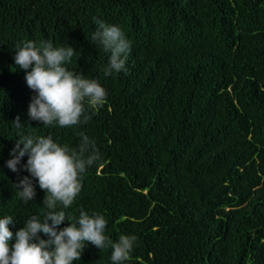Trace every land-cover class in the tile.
Returning <instances> with one entry per match:
<instances>
[{
	"label": "trees",
	"instance_id": "trees-1",
	"mask_svg": "<svg viewBox=\"0 0 264 264\" xmlns=\"http://www.w3.org/2000/svg\"><path fill=\"white\" fill-rule=\"evenodd\" d=\"M96 20L131 41L127 71L104 75L110 53L91 39ZM41 40L71 45L69 70L107 91L87 124L29 117L35 93L15 55ZM81 132L100 159L61 210L103 215L113 242L136 236L125 264H264V0H0V218L13 217L10 244L47 211L36 180L33 201L17 195L31 178L27 155L18 172L7 167L17 140L34 133L77 148ZM111 251L88 244L73 264H112Z\"/></svg>",
	"mask_w": 264,
	"mask_h": 264
},
{
	"label": "clouds",
	"instance_id": "clouds-1",
	"mask_svg": "<svg viewBox=\"0 0 264 264\" xmlns=\"http://www.w3.org/2000/svg\"><path fill=\"white\" fill-rule=\"evenodd\" d=\"M96 24L97 30L91 39L110 53L104 75L127 71L125 64L131 41L117 25L103 20H96ZM75 54L71 45L54 47L50 40H41L38 44L25 41L17 46L15 64L25 70L26 84L35 93L29 105V117L42 121L45 127L72 128L87 124L91 119L89 113L94 114L107 103V91L98 81L67 67ZM14 124L17 128L23 126L19 117ZM79 136L77 148L61 146L51 136L34 133L17 140L7 167L18 172L21 159L27 155L23 167L31 177L24 176L15 185L19 189L17 195L25 203L33 201L36 196L33 180H36L46 192L43 205L47 211L42 220L37 216L28 218L24 227L15 233L14 244H10L13 232L8 227L13 217L0 218V264H73L81 259L88 244L100 250L111 248L112 264H125L131 259L136 236L120 235L113 242L105 235L108 221L103 215L90 216L81 209L77 219L61 210V206L67 209L73 204L81 191L83 175L100 159L95 142L83 132ZM65 220L70 222L69 226L59 229ZM41 233L48 239H42Z\"/></svg>",
	"mask_w": 264,
	"mask_h": 264
}]
</instances>
